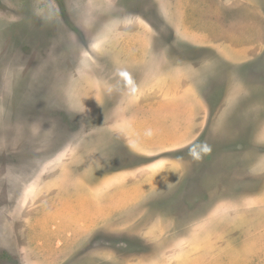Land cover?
Masks as SVG:
<instances>
[{"label": "rangeland", "instance_id": "1", "mask_svg": "<svg viewBox=\"0 0 264 264\" xmlns=\"http://www.w3.org/2000/svg\"><path fill=\"white\" fill-rule=\"evenodd\" d=\"M0 264H264V0H0Z\"/></svg>", "mask_w": 264, "mask_h": 264}]
</instances>
